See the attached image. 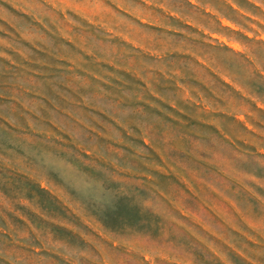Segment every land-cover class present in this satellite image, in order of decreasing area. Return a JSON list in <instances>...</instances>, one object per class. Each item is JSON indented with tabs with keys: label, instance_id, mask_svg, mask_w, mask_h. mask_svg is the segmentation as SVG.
Wrapping results in <instances>:
<instances>
[{
	"label": "rangeland",
	"instance_id": "1",
	"mask_svg": "<svg viewBox=\"0 0 264 264\" xmlns=\"http://www.w3.org/2000/svg\"><path fill=\"white\" fill-rule=\"evenodd\" d=\"M0 264H264V0H0Z\"/></svg>",
	"mask_w": 264,
	"mask_h": 264
},
{
	"label": "trees",
	"instance_id": "2",
	"mask_svg": "<svg viewBox=\"0 0 264 264\" xmlns=\"http://www.w3.org/2000/svg\"><path fill=\"white\" fill-rule=\"evenodd\" d=\"M0 261L4 262V259L2 257H0ZM5 264H8V263L5 262Z\"/></svg>",
	"mask_w": 264,
	"mask_h": 264
}]
</instances>
